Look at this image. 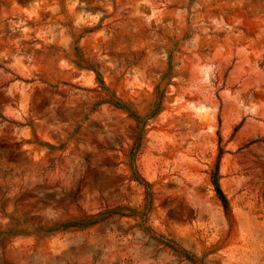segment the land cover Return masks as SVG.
I'll use <instances>...</instances> for the list:
<instances>
[{
	"label": "rangeland",
	"instance_id": "374dc122",
	"mask_svg": "<svg viewBox=\"0 0 264 264\" xmlns=\"http://www.w3.org/2000/svg\"><path fill=\"white\" fill-rule=\"evenodd\" d=\"M0 264H264V0H0Z\"/></svg>",
	"mask_w": 264,
	"mask_h": 264
},
{
	"label": "trees",
	"instance_id": "16d2710c",
	"mask_svg": "<svg viewBox=\"0 0 264 264\" xmlns=\"http://www.w3.org/2000/svg\"><path fill=\"white\" fill-rule=\"evenodd\" d=\"M97 76L99 77V75L97 74ZM101 84L104 87L103 82H101ZM117 107H122L121 104H115ZM122 109V108H121ZM212 184L214 186V189L216 191L217 197L218 199L221 201V203L223 204L224 208L227 209L228 208V203L226 201L225 196L223 195L220 186H219V181H218V168L216 169L213 177H212ZM104 216V214H99L97 216L94 217H88L85 220H78V221H74V222H67V223H63L60 224L58 226H56L55 231H66L70 228H74V229H86L89 228L95 224H97V220ZM54 230H52L53 232Z\"/></svg>",
	"mask_w": 264,
	"mask_h": 264
}]
</instances>
